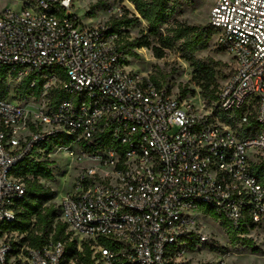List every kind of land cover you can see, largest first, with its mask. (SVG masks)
<instances>
[{"label":"built area","instance_id":"built-area-1","mask_svg":"<svg viewBox=\"0 0 264 264\" xmlns=\"http://www.w3.org/2000/svg\"><path fill=\"white\" fill-rule=\"evenodd\" d=\"M73 3L25 0L0 9L5 82L46 78L30 102L0 95V224L15 219L25 194L14 168L66 136L70 144L54 147L81 166L60 201L61 219L90 244L92 264H227L192 260L189 241L208 240L198 218L210 217L204 207L236 227L246 217L264 223V185L251 171L264 165V0L213 1L209 24L235 67L211 104L180 99L130 69L110 24L85 25ZM55 86L69 97L52 105ZM216 109H245L241 123L252 117L261 131L240 138ZM102 134L115 146L85 148ZM64 255L61 241L32 247L0 239V264H62Z\"/></svg>","mask_w":264,"mask_h":264},{"label":"trees","instance_id":"trees-1","mask_svg":"<svg viewBox=\"0 0 264 264\" xmlns=\"http://www.w3.org/2000/svg\"><path fill=\"white\" fill-rule=\"evenodd\" d=\"M128 1L135 6L139 16L134 14V16L129 17L128 12H126L114 18L113 21L109 22L111 32L120 33L124 27H132L139 24L142 18L148 23V34H144L134 41H128L126 44H121V48L124 49L126 55L137 56L138 54L132 50L134 47L150 48L157 58L164 57L167 49L177 50L194 67L204 99L209 104L215 101L217 92L223 82L220 85L218 84L215 77V66L197 59L196 54L210 47L212 38L217 36V30L210 24L208 26L190 25L185 22L170 24L177 12V5L171 0ZM167 24L170 25L164 31L163 26ZM154 39L157 40L158 44H153ZM219 49L224 50L221 46H219ZM124 61L127 64L129 63L127 58ZM8 74L9 67L0 68V95L3 96L6 95L3 89L5 88ZM34 80H36V86L32 87L31 84ZM152 81L156 85L161 86L155 76L152 77ZM45 83L46 78L43 74L31 73L18 83L16 95L22 100L30 96L40 98L44 91ZM65 95V90L55 86L50 93L51 104H59L66 99ZM215 112L223 122L234 128L240 138L255 136L261 131V127L252 117L241 123L245 109L239 110L233 115L221 113L218 109ZM71 141V137L64 136L55 140L54 144L63 143L68 145ZM54 144L45 143L46 154L53 151ZM84 146L90 151H95L106 146H115V143L108 134H102L93 141L84 142ZM41 155L40 152L35 151L13 170L14 176L21 178L25 182L26 189L23 197L18 199L15 204V219L0 224V239L6 235L8 237L9 233L19 232L24 234V237H22L21 242L13 239L17 246L28 243L29 246L40 247L51 240L61 241L65 244V255L62 264H67L71 259H76L80 264H92L90 244L88 242L83 243V249H79L77 240L71 236L72 231H68V224L61 219V206H56L53 203L55 191L50 187H45L40 182L41 179L53 178L52 161L40 159ZM251 171L264 185V165L262 163L253 164ZM204 212L220 223L233 247L242 245L250 248L253 252L260 251L255 245L253 238L247 235L250 229L256 225L249 217L245 218L246 223L244 222L239 227H236L227 218H221L215 214L210 207H204ZM200 242L199 238L189 241L190 249H194ZM212 249L221 250L214 246H212Z\"/></svg>","mask_w":264,"mask_h":264},{"label":"rangeland","instance_id":"rangeland-1","mask_svg":"<svg viewBox=\"0 0 264 264\" xmlns=\"http://www.w3.org/2000/svg\"><path fill=\"white\" fill-rule=\"evenodd\" d=\"M25 0H0V9L11 7L20 9ZM214 0H171L176 3L177 12L174 22H185L190 25H209V13ZM73 9L81 17L85 25L100 24L113 21L114 18L128 12V16H139L135 6L128 0H74ZM164 25L165 31L170 25ZM144 34H148V23L141 18V22L132 27H124L118 35V42L126 44L128 41H134ZM153 44H158L153 40ZM138 55H127L130 69L144 75H149L152 79L155 76L161 87L167 88L172 95L180 99L187 100L190 103L200 104L204 100L202 89L198 84V77L194 72V67L189 61L181 56V53L175 49H167L162 58H157L152 49L143 47L132 48ZM197 59L215 66V77L220 85L232 72L235 67L233 57L224 50H220L217 44V36L211 40L210 47L199 51L196 54ZM18 83L11 80L5 84L3 89L9 97H16ZM185 91V92H184ZM50 96V95H49ZM31 97V96H30ZM30 97L24 99V102H30ZM66 98L69 95L66 93ZM207 102V101H206ZM208 103V102H207ZM40 159L52 161V179H41L40 182L45 187H50L55 191L53 203L60 205L63 196L72 190L73 180L81 164L69 156L66 149L54 147L49 154H42ZM202 221L201 230L208 236V240L201 241L188 255L192 260H218L223 259L227 264H264V223L256 224L247 234L252 237L255 245L260 249L253 252L250 248L239 245L233 247L220 223L212 217L198 215ZM68 231H71L68 229ZM52 235V234H51ZM72 238L76 239L78 244L87 243L75 233H71ZM9 238L20 241L24 234L12 232L8 234ZM24 245H29L25 243ZM212 246L221 250H213Z\"/></svg>","mask_w":264,"mask_h":264}]
</instances>
